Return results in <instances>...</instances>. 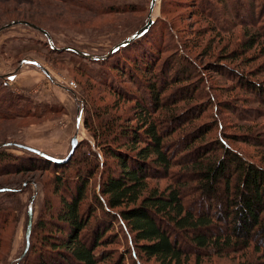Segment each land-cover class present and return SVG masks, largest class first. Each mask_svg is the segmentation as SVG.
<instances>
[{
    "label": "trees",
    "instance_id": "trees-1",
    "mask_svg": "<svg viewBox=\"0 0 264 264\" xmlns=\"http://www.w3.org/2000/svg\"><path fill=\"white\" fill-rule=\"evenodd\" d=\"M60 1L72 8L95 11L86 0ZM196 1H199L195 4L199 5L200 15L206 13L219 30L261 26L259 29L263 28V34L260 36H264V0H224L232 17L230 19L218 7L222 1ZM93 5L98 7L99 4L94 1ZM99 9L100 14L117 13V6ZM256 10L258 13L254 14ZM251 13L253 18L248 21L246 17L241 19L242 15L250 17ZM13 22L17 21L10 23ZM18 22L41 28L31 17ZM156 26L158 23L147 35L152 36V50L145 46L144 39L147 37L144 35L107 58L87 59L97 64L99 69L91 72L90 76L82 74L88 81L115 96L133 101L135 113L129 119L126 117V122L136 125H124L118 118L117 121L111 120L95 105L91 89L84 85L80 101L85 113L84 127L99 153L90 149L87 155L79 151L82 145L78 143L70 160L56 164L26 153L12 156L0 151V174H23L50 168L61 170L56 183L64 185V192L70 198L69 201L61 199L63 209L52 224L59 242L46 244L44 251L37 248L38 242L44 240L43 231L47 226L42 215V219L30 225L29 240L25 241V248L28 244L26 252L24 248L22 259L13 264H121L122 261L114 258L112 253L97 251L116 244L115 236H106L113 224L121 231L120 237L130 245L125 254L132 264H190L189 257L201 260L206 254L203 251L210 249L219 256L241 253L250 260L256 259V255L262 256L259 260H264V166L251 163L238 151L226 147L221 141L223 135L216 142L204 143L214 127L209 124L197 127L194 124L204 118L206 107L214 100V97H207L206 105L195 103L200 98L198 81L202 82L205 74L200 75V69L189 57L160 63L156 52L159 54L163 50L164 43L161 37L157 38ZM70 54L79 56L73 52ZM79 58L84 59L82 56ZM172 65L177 66L179 71L170 73ZM231 78L239 84V87L235 85V89L251 97L247 100L264 107V89L259 84H251L237 74L231 75ZM125 82L133 85L139 95L128 93ZM194 82L198 84L195 86ZM182 84V93H178L172 105H167L169 103L164 98L169 88ZM4 85L0 78V121L41 119L51 113L57 115L64 112L62 107L41 105L6 93L8 88ZM20 102L30 104V107L25 109L18 105ZM174 103L175 106L178 103L191 104V107L184 108V111H178L177 107L168 108ZM36 109L42 110L37 114ZM263 111L239 109L230 110V113L238 120L248 122L264 116ZM216 128L219 130L220 125ZM224 138L230 141L228 137ZM242 142L264 149V141L260 139H245ZM202 143L203 146L198 147ZM106 160L117 162L114 174L103 172ZM100 167V198L95 195L94 198L102 212L98 220L90 224L93 211L89 210L88 215L82 218L81 205ZM177 168L179 172H174ZM174 174L179 175L172 180L171 187L166 186L161 191L148 183V180L158 178L171 181ZM0 189H7L1 191L3 194L15 192L9 186ZM196 206H199V211L194 209ZM11 210L4 201H0V227L5 226ZM29 224L27 221L26 231ZM1 233L0 229V236ZM49 237L53 239L55 236L50 234Z\"/></svg>",
    "mask_w": 264,
    "mask_h": 264
},
{
    "label": "rangeland",
    "instance_id": "rangeland-1",
    "mask_svg": "<svg viewBox=\"0 0 264 264\" xmlns=\"http://www.w3.org/2000/svg\"><path fill=\"white\" fill-rule=\"evenodd\" d=\"M94 1L99 4L98 7L93 5ZM217 1H222L218 7L224 11L225 17L232 18L227 11L225 1ZM86 2H90L89 7L95 11L72 8L60 0H0V25L2 27L11 21L26 20L27 17H31L35 24L49 35L53 46V48L49 46L47 38L40 31L28 26L15 25L0 31V74L4 75L13 71L15 77L16 73H22L18 82L23 87H27L24 89L28 94L33 93L37 90V86L45 83L46 85H57L60 88L58 90L70 97L68 99L74 107L72 115L70 114V118H68L70 124L61 117L62 114H65L64 112L57 113V115L51 113L41 119L25 118L0 121V151L12 156L29 154L16 147L3 146L16 143L39 149L61 159L67 155L70 142L77 135V141L82 145L79 151L88 155V151L94 149L96 153H99L98 149L94 148L93 138L84 127L85 113L82 111L83 104L80 102L84 85L91 89L95 105L104 111L111 120L117 121L118 118L124 125L127 123L126 117L129 119V116L135 113L134 102L121 96H115L112 92L88 81L82 74L90 76L91 72H96L99 69V66L88 61L87 58H79L81 55H71L68 49L92 57L107 58L114 47L133 36L151 19L152 23L148 30L137 39L144 35L147 37L149 30L158 23L154 29L157 32V38L161 37L162 43H164L163 50L159 54L155 51L156 55L160 56L157 57L160 63L164 61L176 62L178 57H189L188 59L194 64L196 63V67L200 69V75L204 76L205 74L204 78L202 77V82L199 80V84L193 83L200 87L198 93L200 98L195 101L196 104L204 103L206 105L207 97H214L211 104L206 107L207 112L203 114L204 118L194 124L197 127L203 124L214 127L204 143L216 142L219 140V136L223 135L221 141L226 147L238 151L251 163L264 166V149L259 146L258 148L247 146L242 142L245 139L264 141V116L247 122L238 120L230 113V110L238 111L239 109H243V111L247 109L264 110L262 105L247 100L251 98L248 94L235 89V85H239L235 84L237 77L231 78V75L237 74L242 76L245 81L251 84L257 83L264 89V36H260L263 34V28L259 29L261 26L234 27L228 31L219 30L206 17V13L203 16L200 15L199 5L195 4L199 1L196 0H154L153 5L152 0H86ZM111 5L117 6V13H99L101 11L99 8ZM256 13H258L257 10L254 14ZM254 14L251 13L250 17L242 15L241 19L244 20L246 17L245 19L248 21L249 18L254 17ZM150 37L152 38V36ZM150 37L144 39V44L152 50L153 44H151ZM253 38L256 39L253 41ZM28 59L32 61L27 62ZM34 63L42 66L48 76L46 77L45 73ZM177 69V66L172 65L170 73L179 71ZM24 79L31 82L24 84ZM71 81L76 85L72 89L67 86ZM240 83L242 84L243 81ZM52 85L51 87H54ZM124 85L128 93L139 95L132 87L133 85L128 82H125ZM183 85H174L169 88L167 97L164 96V99L169 103L167 105H172L175 102L178 93H182L180 91L184 87ZM6 93L19 95L36 103L19 89L12 87L9 91L6 89ZM18 105L26 107L25 109L30 107V104L23 102ZM190 105L178 103L175 106L174 103L168 108L177 107V110L181 111L184 108V110L190 108ZM41 110L36 109V113L38 114ZM127 124L136 125L134 122ZM219 125L220 129L223 127L222 130H217L216 127ZM52 135L57 139L64 137L63 141L52 142V139L55 138L51 137ZM224 137H228L230 141ZM63 145L65 148L61 149ZM199 146H203V143L198 144ZM103 165L105 167L102 169L106 175L113 173V169H117V162L114 160H106ZM73 169L74 166L72 171ZM102 169L100 167V170L97 171L94 181H92L93 184L88 187L81 205L82 218L88 215L89 210L93 211L90 224L98 220L102 212V208H97L94 198V195L100 198L98 183L102 176ZM173 171L179 172L178 168ZM61 172V170L50 168L23 174H0V188L9 186L15 190L14 193L3 194L1 191L7 189H0V201H4L5 205L12 208L5 226L0 227L2 232L0 236V264H13L14 261L22 259L25 241L29 240L28 229L30 225H34L40 218L42 219V215L47 226L43 231L44 240L38 242L37 248L40 247V251H44L47 249L46 244L59 242V237L56 236L58 233L55 232L52 224L56 222L55 220L63 209L61 199L65 198L68 201L70 199L64 192V185L56 183L57 176H61ZM178 175L174 174L171 181L158 178L150 179L148 183L161 191L166 186H170L172 180L176 179ZM213 201L215 200L213 199ZM194 209L199 211V206ZM27 221L28 224L31 221V224L28 225L26 231ZM120 232L118 226L113 224L111 232L106 236H115L116 244L99 248L97 251L112 253L114 258L122 261L121 264H132L125 254L126 250L128 253L130 245L120 237ZM50 234L55 237L51 239ZM187 243L189 244V241ZM203 252L206 254L204 257L202 256L201 260H197L193 256L189 257L190 264H264V260H259L262 256L257 255L255 258L259 260L258 262L253 258L248 259L241 253L219 256L211 249Z\"/></svg>",
    "mask_w": 264,
    "mask_h": 264
},
{
    "label": "crops",
    "instance_id": "crops-1",
    "mask_svg": "<svg viewBox=\"0 0 264 264\" xmlns=\"http://www.w3.org/2000/svg\"><path fill=\"white\" fill-rule=\"evenodd\" d=\"M27 62H31L32 60H26ZM26 64V63H25ZM21 66H23V64H21ZM14 74L13 71L12 72H9L8 74H4V75H1L0 77L2 78V80L4 81V83L6 84V86L8 87V90H11L12 87L13 88H16V89H19L20 92L22 91L23 94H25L26 96H29L31 97L32 100H34L36 103L38 104H41V105H53V106H56V107H62L64 109V115L62 114L61 117L63 118V120L65 122H67L68 124H70V114L72 115V110H74V107H72L71 105V101L70 98L68 95L66 94H63V92L61 90H58L60 89L57 85L54 86V87H51V85H46V83L44 81H42L43 83L45 84H42L41 86H37L38 88H36L37 90L36 91H33V93L31 94H28L26 92V90L24 88H27L26 86L23 87L19 82V78H21V74H18L16 73L17 75L14 77ZM55 75V74H54ZM47 77V76H46ZM29 83L31 82L30 80H23V83ZM15 92V91H14ZM19 92V91H18ZM75 113H76V110H75ZM66 135V134H64ZM51 137H55L54 135H52ZM63 138L64 137H61L60 139H57L56 137L52 139V142H58V141H63ZM33 148V147H32ZM62 148H65L64 145L61 147ZM36 149V148H34ZM39 150V149H37ZM41 151V150H40ZM44 152V151H42ZM46 153V152H45ZM48 154V153H47ZM50 155V154H49ZM53 156V155H51ZM53 157H56L55 155Z\"/></svg>",
    "mask_w": 264,
    "mask_h": 264
},
{
    "label": "water",
    "instance_id": "water-1",
    "mask_svg": "<svg viewBox=\"0 0 264 264\" xmlns=\"http://www.w3.org/2000/svg\"><path fill=\"white\" fill-rule=\"evenodd\" d=\"M153 4H154V0H152V5ZM151 23H152V21L150 19L148 21V23L142 29H140L139 31H137L133 36L129 37L128 39H126L122 43H119V45L116 46V47H114V49L111 50L109 53L112 54L116 50H118V49H120V48L128 45L130 42H132L133 40L137 39L139 36L143 35L148 30V28L151 25ZM15 25H24V26L31 27L32 29H35L37 31H40L47 38V40L49 42V46L51 48H53L52 43L50 41L51 39H50L49 35L45 31H42L41 29H39V28H37L35 26H32V25H29L27 23H24V22H18L17 21V22H13V23L7 24L6 26L1 27L0 28V31L5 30V29H8V28H10L12 26H15ZM68 50L70 52L77 53L78 55H81L82 57L87 58V59H92V60H95V61L99 59L98 57H92V56H89V55H86V54H82V53L77 52V51L72 50V49H68ZM34 64L37 65V66H39V69L41 71H43L46 76H48L47 72L42 68V66L38 65L37 63H34ZM78 113H79V111H78ZM77 144H78L77 135H75L72 138L71 142H70V149H69L67 155L64 156L61 159L56 158V157H53V156H51V155H49V154H47L45 152H42L40 150L34 149L32 147L25 146V145H21V144L12 143V144H6V145L4 144L3 146L16 147L18 149H21V150L26 151L29 154H32L34 156H38L40 158L46 159V160H48L51 163L61 164V163H65V162H67L68 160L71 159V157L73 156V154H74V152L76 150Z\"/></svg>",
    "mask_w": 264,
    "mask_h": 264
},
{
    "label": "built area",
    "instance_id": "built-area-1",
    "mask_svg": "<svg viewBox=\"0 0 264 264\" xmlns=\"http://www.w3.org/2000/svg\"><path fill=\"white\" fill-rule=\"evenodd\" d=\"M67 86H68L70 89L76 87V85H75L74 82H72V81L69 82V83L67 84Z\"/></svg>",
    "mask_w": 264,
    "mask_h": 264
}]
</instances>
